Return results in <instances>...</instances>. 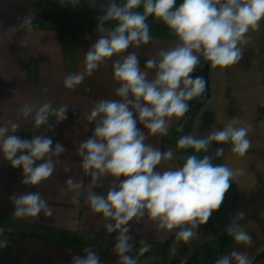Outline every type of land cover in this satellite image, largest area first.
I'll list each match as a JSON object with an SVG mask.
<instances>
[{"label":"clouds","instance_id":"1","mask_svg":"<svg viewBox=\"0 0 264 264\" xmlns=\"http://www.w3.org/2000/svg\"><path fill=\"white\" fill-rule=\"evenodd\" d=\"M80 0H60L62 6L76 7ZM89 7L97 8L96 30L102 35L84 54V70L65 77L66 88L74 89L87 76H91L102 63L113 56L114 80L118 83L115 96L119 99H101L94 103L87 116L93 124L92 134L80 142L75 155L80 157V167L91 178L90 190L85 193L82 182L72 177L66 179L69 191H74V204L83 197L93 213L103 217L107 234L117 233L113 252L117 264H138L140 256L152 251L153 245L145 239L137 248L130 234L132 224L144 223L147 217L157 229L175 231L177 239L191 243L199 234V226L206 224L219 210L233 179L242 170L227 165L214 164L211 155L199 158L189 155L182 167L158 171L157 167L173 159V151L146 143L149 135L167 134L171 118H181L190 109L191 101L202 98L206 89L204 76L193 77V72L203 61L212 68H227L238 64L244 53L241 44H247L249 31H260L264 20V0H88ZM143 7V12L134 11ZM148 16L162 20L178 38L174 47L161 49L149 57L143 69L134 46L151 42ZM34 14L21 20L20 27L31 31ZM116 21L114 26L109 22ZM127 52V55H120ZM158 57V59H157ZM155 70L154 78L148 71ZM264 104V103H262ZM69 104L53 107L44 102L38 109L25 104L18 114L27 118L34 112L36 129L47 125L53 131L57 123L66 120ZM54 116L57 123H49ZM142 124L147 134L137 127ZM15 133L19 124L8 121L0 126V153L12 168H22L23 185L36 186L47 180L62 164L59 157L67 151L53 137L44 134L22 139ZM233 119L222 129L211 131L206 137L183 136L180 148L192 147L196 152H207L213 142L231 144V151L245 155L251 148L248 138L252 125L237 126ZM182 130V129H181ZM88 127H85V132ZM216 156L224 154L223 147L216 148ZM39 162V163H38ZM65 172H71L66 168ZM111 178L106 194L94 189L104 188L102 180ZM14 205L12 215L17 219L39 220L51 217L52 209L39 191L13 193L9 197ZM245 211H236L226 226V233L235 245L246 248L253 245L250 232L241 226ZM0 227V249L8 247V238ZM83 255H72L70 264H103L99 252L84 248ZM71 254V250H69ZM215 264H253L246 251L233 248L219 256Z\"/></svg>","mask_w":264,"mask_h":264},{"label":"crops","instance_id":"2","mask_svg":"<svg viewBox=\"0 0 264 264\" xmlns=\"http://www.w3.org/2000/svg\"><path fill=\"white\" fill-rule=\"evenodd\" d=\"M39 1L51 9V22L48 21L50 28H32L29 31L20 27L21 20L30 12L36 18L41 10L39 4L34 0H0V119L2 126L8 121L19 124L15 133H11L9 125L10 134L19 135L22 139H31L33 135L39 134L51 136L54 144L62 143L67 151L59 157L63 163L57 164L53 175L36 186L23 185L22 168H12L0 153V215L34 225L84 232L88 235L86 242L89 244L72 245L3 234L9 244L0 249V264H70L72 255H83L84 248L97 250L103 264H117L118 257L112 250L117 233L105 232L103 217L93 213L83 197L79 204H74L72 197L75 192L68 190L65 181L72 177L76 182L83 183L82 190L85 193L90 190L91 178L81 169L80 157L75 155V150L80 142L92 134L94 125L88 123L87 116L94 103L101 99H119L115 96V89L119 85L114 80L113 70V61L118 56L102 63L76 88H66L63 83L65 77L84 70V54L102 35L96 30V17L100 13L97 8L89 7L88 0H80L76 7L62 6L60 0ZM124 2L118 0V3ZM176 2L179 5L182 0ZM134 11L143 12V7ZM53 18L56 24L52 22ZM146 22L152 36L151 42L141 45L139 49L131 46L127 50L137 52L142 69L149 57L156 56L161 49L174 47L178 42V38L162 20L148 16ZM109 23L114 26L116 21ZM55 25L68 29L64 31L65 36H69V32L76 34L73 57L69 51L66 52L62 35L52 29ZM247 35L250 37L249 42L239 45L244 55L238 64L224 69L210 68V97L196 113L192 128L181 137H206L211 131L222 129L235 119L238 121L237 126L252 125L248 133L251 140L249 151L240 156L231 151V144L218 145L216 142L207 152H196L192 147L180 148L172 129L182 117L169 120L166 135H149L145 141L161 151H167L168 148L173 151V159L157 167L161 172L182 167L189 155L199 158L211 155L214 164L242 170L233 179L221 208L212 214L206 224L199 226L200 236L203 234L207 237L203 244L210 245L208 255L203 256L204 248L200 256L190 260L193 264H215L219 256L233 248L248 252L253 264H264V20L261 21L260 31H249ZM127 52L120 55H127ZM146 71L149 79L154 78L155 70ZM44 102H51L53 107L69 104L66 120L57 123L56 118L50 116V123H57L53 131H45L47 125L36 129L34 112L27 118L18 114L25 104L38 109ZM137 127L147 134L142 124L138 123ZM217 147L224 148L222 156H216ZM66 168H71V172H65ZM101 182L104 188L94 190L106 194L111 178ZM26 191H39L47 200L53 215L45 218L41 214L39 220L15 218L12 215L14 205L9 197L13 193ZM236 211L247 213L245 220L240 223L252 235L251 247L235 245L225 231ZM130 223V234L137 248L141 239L153 245L151 252L139 257L138 264H178L186 259V254L190 256L189 250L184 247L187 243L175 237L177 230L171 234L167 230H159L147 217L144 223Z\"/></svg>","mask_w":264,"mask_h":264},{"label":"trees","instance_id":"3","mask_svg":"<svg viewBox=\"0 0 264 264\" xmlns=\"http://www.w3.org/2000/svg\"><path fill=\"white\" fill-rule=\"evenodd\" d=\"M41 8L38 16L33 21L32 28L49 29L48 21L50 20L51 9L39 0H34ZM52 29L57 30L61 35L63 31H68L64 27L58 25L53 26ZM200 75L197 70L193 73V77ZM189 111L181 118V120L172 129L175 135V140L178 141L183 133H186L192 128L193 119L199 110V98L189 102ZM182 129V130H181ZM0 227L4 229V235H13L20 238L38 239L43 241H51L72 245H87L88 235L84 232H74L65 229L53 228L49 226L34 225L20 220H16L8 215H0ZM217 236L219 234L215 233ZM219 238V237H218ZM227 239H225V242ZM169 243V242H167ZM166 243V244H167ZM165 244V245H166ZM222 245V244H221ZM224 245V244H223Z\"/></svg>","mask_w":264,"mask_h":264},{"label":"rangeland","instance_id":"4","mask_svg":"<svg viewBox=\"0 0 264 264\" xmlns=\"http://www.w3.org/2000/svg\"><path fill=\"white\" fill-rule=\"evenodd\" d=\"M51 22V21H49ZM54 24H56L55 22V19L53 18V21H52ZM65 33L63 31L62 33V37L64 38V47L66 49V52L68 53L69 51V55L73 57L74 55V48H75V45H76V40H77V36L76 34L72 33V32H69V36L66 35L65 36ZM74 46V48H72ZM50 120H51V117H49V123H50ZM0 126H2V123H1V119H0ZM181 136V135H180ZM207 239L206 236H203V234H201V236L199 235L197 238H195L191 243H187L184 247L189 250V253H190V256H188L189 254H186L184 256V258H186L188 261L197 258L198 256H200L201 252H203V249L205 248V254H203V256H207L208 255V243H204L203 242ZM202 249V250H201ZM195 252H197L196 254H194ZM176 252H174L175 254ZM193 253V254H192ZM193 256H192V255ZM182 261V260H181Z\"/></svg>","mask_w":264,"mask_h":264},{"label":"water","instance_id":"5","mask_svg":"<svg viewBox=\"0 0 264 264\" xmlns=\"http://www.w3.org/2000/svg\"><path fill=\"white\" fill-rule=\"evenodd\" d=\"M201 66L197 67V69L193 72L195 73L197 70L199 71L200 75L204 76L205 80H206V89H205V93L203 94L202 98H199V107H201L210 97V86H209V82H210V62L207 61H203V59L201 58ZM193 75V74H192ZM187 264H193L192 262H188Z\"/></svg>","mask_w":264,"mask_h":264},{"label":"built area","instance_id":"6","mask_svg":"<svg viewBox=\"0 0 264 264\" xmlns=\"http://www.w3.org/2000/svg\"><path fill=\"white\" fill-rule=\"evenodd\" d=\"M188 263V260H182V261H180L178 264H187Z\"/></svg>","mask_w":264,"mask_h":264}]
</instances>
